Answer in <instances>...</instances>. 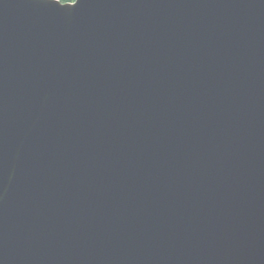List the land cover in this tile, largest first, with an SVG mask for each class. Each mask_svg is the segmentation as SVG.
Returning <instances> with one entry per match:
<instances>
[{
    "label": "water",
    "instance_id": "obj_1",
    "mask_svg": "<svg viewBox=\"0 0 264 264\" xmlns=\"http://www.w3.org/2000/svg\"><path fill=\"white\" fill-rule=\"evenodd\" d=\"M0 264H264V0H0Z\"/></svg>",
    "mask_w": 264,
    "mask_h": 264
},
{
    "label": "snow or ice",
    "instance_id": "obj_2",
    "mask_svg": "<svg viewBox=\"0 0 264 264\" xmlns=\"http://www.w3.org/2000/svg\"><path fill=\"white\" fill-rule=\"evenodd\" d=\"M65 2L67 3V0H65ZM73 3L75 4V0H73Z\"/></svg>",
    "mask_w": 264,
    "mask_h": 264
},
{
    "label": "trees",
    "instance_id": "obj_3",
    "mask_svg": "<svg viewBox=\"0 0 264 264\" xmlns=\"http://www.w3.org/2000/svg\"><path fill=\"white\" fill-rule=\"evenodd\" d=\"M61 1H63V2H65V0H61ZM69 0H67V2H68Z\"/></svg>",
    "mask_w": 264,
    "mask_h": 264
}]
</instances>
